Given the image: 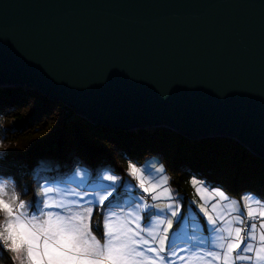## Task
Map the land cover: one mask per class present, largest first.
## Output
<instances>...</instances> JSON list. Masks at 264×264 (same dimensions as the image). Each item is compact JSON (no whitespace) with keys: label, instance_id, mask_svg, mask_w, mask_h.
<instances>
[{"label":"water","instance_id":"obj_1","mask_svg":"<svg viewBox=\"0 0 264 264\" xmlns=\"http://www.w3.org/2000/svg\"><path fill=\"white\" fill-rule=\"evenodd\" d=\"M19 87L264 159V0H0V89Z\"/></svg>","mask_w":264,"mask_h":264},{"label":"snow or ice","instance_id":"obj_2","mask_svg":"<svg viewBox=\"0 0 264 264\" xmlns=\"http://www.w3.org/2000/svg\"><path fill=\"white\" fill-rule=\"evenodd\" d=\"M164 173L163 167L144 170L132 167L130 175L138 183L129 181L128 187L138 188L139 194L125 190L124 182L118 184L114 174L107 175L105 179L111 183L102 187L104 194L95 207L79 201L52 199L26 205L17 194L14 182L0 179V260L7 259L9 264H177V261L186 264V258L180 253L188 249L182 247L177 251L173 240L171 245L168 243L175 222L181 232L185 235L190 232L196 238L194 248L202 246V241L211 245L207 253H199L206 256L208 264H264V223L259 224L257 240L255 222L257 213L264 221V203L259 197L247 193L246 212L242 213L239 204L230 200L224 191L211 193L218 202L209 205L205 199L206 185L197 186V194L205 202L206 220L200 217L201 234V224L179 215L178 205L156 203L151 207L159 211H146L150 206L144 202L145 196L157 202L174 199ZM191 182L197 185L195 178ZM122 190L127 197L123 203L135 210L112 211L102 227L97 224L96 231L100 233L97 239L92 231L93 212L100 206L121 207ZM52 192V188H47L43 195L49 196ZM142 212L145 214L141 215ZM164 214L170 218L158 219L152 224V215ZM185 243L192 241L186 239Z\"/></svg>","mask_w":264,"mask_h":264},{"label":"trees","instance_id":"obj_3","mask_svg":"<svg viewBox=\"0 0 264 264\" xmlns=\"http://www.w3.org/2000/svg\"><path fill=\"white\" fill-rule=\"evenodd\" d=\"M0 143L6 148L0 156V179L12 180L27 205L38 202L36 173L42 160L76 157L89 167L110 166L124 174L115 160L118 153L135 162L161 155L172 187L185 202L193 195L192 178L234 197L253 193L264 201V159L234 139L192 140L169 129L118 131L95 125L32 89H0ZM56 167L44 172L54 173ZM92 222L100 239L98 209Z\"/></svg>","mask_w":264,"mask_h":264},{"label":"rangeland","instance_id":"obj_4","mask_svg":"<svg viewBox=\"0 0 264 264\" xmlns=\"http://www.w3.org/2000/svg\"><path fill=\"white\" fill-rule=\"evenodd\" d=\"M5 152H6L5 146H3L0 143V154L3 155V153ZM115 160L116 162H118L119 166H121L124 169V174H119L115 172L114 169L110 166L89 167L83 164L76 157L72 158L71 160L61 159V158H47L45 160H42L38 168L40 169L41 172L36 173L37 175L36 177H38L36 181L38 201L48 200V199L63 200L65 202H73V203L79 201L83 205H91L95 207V204L99 200V197L104 194V189L102 187H104L106 184L111 183L110 181L105 179L107 175L114 174L118 178V184L121 181L124 182L125 190H127L128 192L139 194L138 188L133 189L128 187L129 181H131L132 184L138 183L136 179L130 175V169L132 167H136L140 170H144L145 168L148 167H153V168L163 167L165 169L164 174H166L168 177V181H169L168 186L170 187L173 193L174 199L170 201L161 200L157 202V201H152L150 198L147 199V196H145L144 202L150 206L146 211H151V212L159 211V209H155L151 207V205L156 203H160L161 205H167V204L178 205L179 215L190 217L192 222L200 223L201 234H203V224L200 221V217H204V219L206 220L203 211L205 202L204 200H201L200 195L197 194L196 187L200 185H206L205 199L208 200L209 205L218 202L217 199L211 197L210 194L214 193L215 191H224L223 189L213 187L207 184V182L200 180L198 178H195L197 181V185L194 186L191 182L193 179L192 178L190 184L193 189V195L187 202H185L181 198V196L176 192V190L172 187L171 178L166 171V167L164 165L163 158L161 155H148L143 161L135 162L124 157L122 153H118L116 155ZM57 165L58 167L54 169L56 170L54 173L48 174L47 172H44L45 169H49ZM65 167H67L66 170ZM38 169H36L35 171L38 172L39 171ZM62 169L64 170L62 171ZM47 188H52L53 192L49 196H44L43 193ZM225 194L229 196L230 200L234 199L235 202L239 204L240 211L242 213L246 212L245 206L248 201V197L246 195L247 193L243 194L241 197L231 196L227 192H225ZM81 197H83V200L80 199ZM126 199L127 197L124 195V191L122 190L121 207L107 208L106 206H100L98 210L102 214V223L112 211L121 212V213L125 211H134L135 209L133 207H130L126 203H123V201ZM260 202L264 203V201L261 199ZM105 205H107V202H105ZM52 210L54 211L55 209ZM197 212H199L200 214L199 217L197 216ZM144 214H145L144 212L141 213V215ZM166 218H170V217H167L166 214L152 215L151 221L152 224L155 225V222L158 219H166ZM255 222L257 223V240H258L259 224L264 223V221L259 219L258 213H257V220ZM245 223L247 225L248 221H246ZM92 231L94 232V234H96L93 227V222H92ZM97 239L99 238L97 237ZM186 239L191 240L192 243H185ZM172 240L174 244H176L177 251H179L180 248L182 247L188 249V251L180 253V255L186 258V264H208V259L206 258V256L199 255V253H207L209 251L211 245L207 241L200 242L202 246H197L194 248L193 245L196 244V238L193 237L190 232L187 235L181 232L180 227L176 225L175 222L173 225V230L169 232V241H168L169 245H171ZM212 242L213 243L215 242V234L212 235ZM101 243H103V240H101ZM249 255L254 257V254H249ZM177 264H179V261H177Z\"/></svg>","mask_w":264,"mask_h":264},{"label":"built area","instance_id":"obj_5","mask_svg":"<svg viewBox=\"0 0 264 264\" xmlns=\"http://www.w3.org/2000/svg\"><path fill=\"white\" fill-rule=\"evenodd\" d=\"M68 113V112H67ZM147 199H148V197H147Z\"/></svg>","mask_w":264,"mask_h":264}]
</instances>
